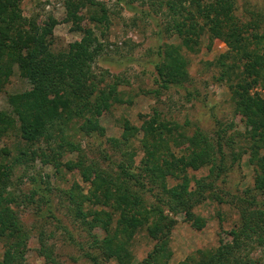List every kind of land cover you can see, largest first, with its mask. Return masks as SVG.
<instances>
[{
  "label": "trees",
  "instance_id": "1",
  "mask_svg": "<svg viewBox=\"0 0 264 264\" xmlns=\"http://www.w3.org/2000/svg\"><path fill=\"white\" fill-rule=\"evenodd\" d=\"M64 4V22L70 23L71 30L79 32L81 37L66 49L54 50L53 29L58 23L55 18L49 17L39 25L21 14L19 0H0V91L14 67L29 85L26 91L9 95V109L0 111V137L16 129L27 143L9 163L5 158L10 152L0 149V242L4 246L0 264L24 261L29 233L13 208L16 199L7 189L12 165L36 158L56 170L61 166L77 169L83 182L89 184L86 194L78 184L65 194L75 218L88 231L99 228L104 232L100 240L90 234V246L98 252L87 253L92 264H101L98 260L132 264V247L141 234L153 245L140 264H169L175 217L183 212V220L193 229L199 231L205 226L204 218L194 209L205 200V192L211 185L202 179H191L188 171L208 167V176H219L226 169L223 147L231 145L232 138L226 139V135L232 125L216 130L213 137L196 129L187 139V152L177 155L169 144L184 135L178 132L177 124L163 120L154 111L139 128L123 120L120 138L108 139L112 146L122 148V159L110 160L114 165L107 169L86 165L81 156L76 161L62 163L65 128L78 120L83 134L105 136L97 113L109 111L118 100L116 85L102 88L101 80L93 74V64L103 54L104 45L93 27L81 25L83 17L78 11L85 1L64 0ZM89 4L98 5L93 1ZM236 4L237 0H161L160 3L169 17L165 33L179 40L178 44L164 43L159 47L160 61L155 68L161 77L160 89L171 85L182 87L189 81L182 50L194 52L206 32L226 44L229 52L214 63L220 67V79L229 88L235 114L249 124L246 134L251 137L249 164L254 169L253 187L262 195L261 201L254 197L242 201L241 220L232 244L219 251L202 253L198 259L187 257L177 264H264V93L257 91L264 92V29L250 32L258 29L259 24L241 23L235 15ZM100 11V15L90 16L92 22H107L103 5ZM229 59L232 61L226 63ZM137 135L141 136L139 143L144 156L136 163L132 139ZM56 138L59 141L51 148ZM36 143L38 147L34 146ZM40 143L45 144V149ZM240 155L233 154V161ZM169 179L175 184L169 186ZM33 183L25 198L32 200L38 195L47 199V185L43 187L44 182L35 179ZM146 194L155 201L146 199ZM86 203L101 209H85ZM252 244L260 249L258 258L250 257ZM37 252L47 262L57 264L49 246L42 243Z\"/></svg>",
  "mask_w": 264,
  "mask_h": 264
},
{
  "label": "rangeland",
  "instance_id": "2",
  "mask_svg": "<svg viewBox=\"0 0 264 264\" xmlns=\"http://www.w3.org/2000/svg\"><path fill=\"white\" fill-rule=\"evenodd\" d=\"M82 1H85V6L78 11L83 17L81 25L93 27L104 45L103 54L93 64V74L101 80L102 88L116 85L118 100L109 111L97 113L99 123L105 129V136L83 134L79 130L81 122L78 120L65 128L60 161H76L81 156L86 165L107 169L114 165L111 161L122 159V148L112 146L108 139L120 138L123 120L139 128L154 111L163 120L177 124L178 132L184 135V138L169 144L170 150L177 155L187 152V139L196 129L213 137L216 130L230 124L232 126L227 130L226 139L232 138L231 145L223 147L226 169L219 176H208V167L188 171L191 179H202L211 185L205 192V200L194 209L204 218L205 226L199 231L193 229L183 220V212L175 217L177 224L171 232L172 257L169 264H177L190 256L198 259L202 253L219 251L232 244L241 220L242 201L251 197L261 201L262 195L253 187L254 169L249 164L251 137L246 134L249 124L235 114L229 88L225 80L220 79V67L214 63L221 55L229 52L228 47L206 32L194 52L184 48L182 50L189 81L182 87L171 85L168 89H160L161 77L155 68V64L160 61L159 47L164 43H179L175 36H168L164 31L169 17L164 6L160 7L161 0ZM90 1L98 5H90ZM101 5L106 9L107 22L97 24L90 20V16L100 15ZM19 7L24 17L35 20L39 25H43L49 17L57 20L53 29L54 50L66 49L69 43L80 39L81 34L72 31L71 24L64 22V0H19ZM235 15L241 23L255 21L259 24L258 29H250V32H262L264 0H237ZM256 16L259 18L256 19ZM231 61L226 60V63ZM28 88L27 81L14 67L8 83L0 91V111L9 109V95L24 92ZM140 137L137 135L132 139L136 163L144 156ZM58 141L56 138L49 146L54 148ZM40 144L45 149V144ZM25 146L27 143L20 138L16 129H10L0 137V149L10 152L5 158L7 163ZM34 146L39 145L36 143ZM233 154L241 155L233 161ZM33 179L38 183L44 182L41 184L43 187L47 185V199H41L38 195L32 200L25 198L34 186ZM75 184L82 188L84 194L87 193L89 184L83 182L77 169L68 170L61 166L56 170L38 158L12 165L7 190L16 199L13 208L29 233L28 249L22 264H51L37 252L42 243L53 250L57 264H92L86 255L98 252L90 246V234L100 240L104 232L99 228L88 231L89 228L75 218L73 206L65 194ZM173 184L175 181L169 179L168 185ZM191 184L195 187L193 181ZM145 197L150 202L155 201L149 194ZM84 207L101 209L89 203ZM136 238L132 247V264H140L153 245L144 234ZM251 247L250 257L258 258L260 249L253 244ZM3 251V243L0 242V260ZM98 262L116 264L114 261Z\"/></svg>",
  "mask_w": 264,
  "mask_h": 264
}]
</instances>
